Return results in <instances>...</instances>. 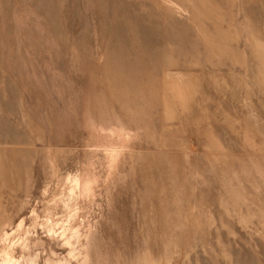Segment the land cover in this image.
I'll use <instances>...</instances> for the list:
<instances>
[{"label":"rangeland","instance_id":"obj_1","mask_svg":"<svg viewBox=\"0 0 264 264\" xmlns=\"http://www.w3.org/2000/svg\"><path fill=\"white\" fill-rule=\"evenodd\" d=\"M0 264H264V0H0Z\"/></svg>","mask_w":264,"mask_h":264}]
</instances>
